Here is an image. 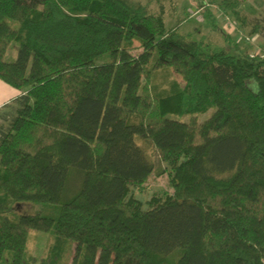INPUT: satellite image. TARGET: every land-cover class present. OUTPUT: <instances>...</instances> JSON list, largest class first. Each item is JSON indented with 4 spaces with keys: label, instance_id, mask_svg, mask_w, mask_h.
<instances>
[{
    "label": "trees",
    "instance_id": "trees-1",
    "mask_svg": "<svg viewBox=\"0 0 264 264\" xmlns=\"http://www.w3.org/2000/svg\"><path fill=\"white\" fill-rule=\"evenodd\" d=\"M227 42L135 0H0V80L21 93L0 123V264H30V231L50 235L38 264H264V57ZM161 67L184 85L154 89ZM136 137L172 185L147 209L127 196L153 170Z\"/></svg>",
    "mask_w": 264,
    "mask_h": 264
},
{
    "label": "rangeland",
    "instance_id": "rangeland-1",
    "mask_svg": "<svg viewBox=\"0 0 264 264\" xmlns=\"http://www.w3.org/2000/svg\"><path fill=\"white\" fill-rule=\"evenodd\" d=\"M147 5L150 12L158 14L164 20L167 28H174L178 33L190 39L202 40L215 48H226L229 44L227 38L249 54H258L264 57V33L259 28L264 20V0H240L237 16L231 12H224L220 8L222 0H135ZM16 27L15 21L9 22ZM132 52L138 53L140 45L133 42ZM18 49V43L12 42L4 53V60L13 61ZM182 87L181 77L168 67L151 69L149 83L160 92L169 87L171 83ZM10 107L0 110V119ZM209 112L198 117H206ZM177 119V118H176ZM138 145L142 148L146 158L152 164L153 170L140 186H131L128 197L139 201L142 208L147 209L153 200L162 199L172 192L169 167L161 161L158 151L148 139L136 137ZM13 185L8 184L7 190L11 192ZM45 208V207H44ZM24 212L32 213L38 207L25 205ZM50 235L30 231L26 241L27 256L30 264H38L47 254L50 244ZM73 254V247L65 253L60 264H69Z\"/></svg>",
    "mask_w": 264,
    "mask_h": 264
},
{
    "label": "crops",
    "instance_id": "crops-1",
    "mask_svg": "<svg viewBox=\"0 0 264 264\" xmlns=\"http://www.w3.org/2000/svg\"><path fill=\"white\" fill-rule=\"evenodd\" d=\"M20 94L19 90L12 88L0 80V110L10 107L9 112H6L0 119V123H3L5 118L9 119L17 114L18 105L16 100Z\"/></svg>",
    "mask_w": 264,
    "mask_h": 264
}]
</instances>
